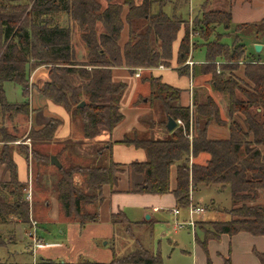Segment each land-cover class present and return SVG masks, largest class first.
Instances as JSON below:
<instances>
[{"label": "trees", "instance_id": "obj_1", "mask_svg": "<svg viewBox=\"0 0 264 264\" xmlns=\"http://www.w3.org/2000/svg\"><path fill=\"white\" fill-rule=\"evenodd\" d=\"M182 1L187 3L188 0ZM155 3V0H0V112L8 118L18 114L28 117L32 109L25 98L30 72L46 66L49 79L38 91L70 114L83 140H92L101 131L111 133L124 118L120 100L126 89V83L113 81L112 69L125 66L135 74L137 68L169 67L172 46L182 24L184 32L177 51V74L189 75L190 69L185 62L196 45L197 39L190 41L191 34H197L203 41L206 60L199 66H192L191 76H207L213 92L228 96L224 118L210 94L200 95L194 91L192 106H184L179 102L180 89L162 82L150 72L141 74L139 84L147 85L149 91L136 102L145 99V104L151 108L154 103L159 107L161 120L151 124L142 122L144 132L134 128L118 143L142 149L146 159L129 164L116 163L111 157L112 143L107 142L100 148L84 146V156L80 154L77 159L89 157L93 162L98 161L93 165L74 161L64 166L60 154L54 153L61 162V167L57 168L50 163L53 155L33 149L35 172L32 178L31 169L29 176L34 197L49 192L48 180L62 215L84 227L99 221L98 209L105 199L104 188L117 187L124 170L131 171L133 178H141L140 182L132 181V184L128 179V193H171L178 209L188 207L191 192L197 186L218 185L230 191L231 219L214 222L211 230L205 231L217 238L221 234L233 236L239 232L264 236V204L258 203V194L264 191V63L245 54L241 41L228 47L210 39L217 25H230L229 13L203 12L189 28L184 25L186 20L167 15L160 6L154 10ZM124 26H127L128 38L122 42ZM245 28L248 32H258L263 27L253 24ZM73 31L84 47L85 59L80 62L75 60ZM240 62L244 66L236 77L232 73L239 70ZM218 66L222 70L216 73ZM5 82L20 85L25 99L22 103L6 101ZM81 102L84 105L79 107ZM168 118L176 122L171 131L166 128ZM61 123L60 119L50 117L43 126L31 128L26 137L33 143L46 145L54 139ZM154 124L167 137L153 135L150 131ZM212 124L226 128L228 137H210L208 131ZM16 140L15 135L0 128V142L3 143L0 166L8 172V178L0 182V224L10 216L18 223L29 224L32 213L30 202L25 199L27 183L19 181L12 158L10 143ZM62 149L67 154H79L77 147L74 150L68 143ZM20 153L27 161L26 152L20 150ZM201 155H207L202 162L199 161ZM27 165L31 168L30 163ZM46 166H52L56 172L51 176L42 175L39 169ZM172 166H175L173 190L169 186ZM44 201V207L48 208L49 198L42 204ZM110 223L116 232L120 226L126 234L133 235L131 229L138 228L146 231L150 242L153 239L151 220L132 222L123 211H118L110 215ZM208 239L207 234L203 241L195 235V243L206 254ZM257 256L260 264H264V253ZM114 262L161 264V257L150 246L136 243L123 255L112 248L110 263L89 261L88 264Z\"/></svg>", "mask_w": 264, "mask_h": 264}, {"label": "rangeland", "instance_id": "obj_2", "mask_svg": "<svg viewBox=\"0 0 264 264\" xmlns=\"http://www.w3.org/2000/svg\"><path fill=\"white\" fill-rule=\"evenodd\" d=\"M211 1L212 0H189L186 13H189L190 17L188 20H186L184 25L189 28L192 27L194 25L195 19L199 18L200 14L202 13L205 3L208 4V7H211L209 6V2ZM184 14L185 13L182 14V17L184 16ZM194 39H197V46H194V49H197L198 47H200L203 41L199 40L198 36H196ZM229 41L224 40L221 42L227 44L229 43ZM72 44L73 47L75 45V60H77L78 62L84 60V47L79 41L78 34L75 31H73L72 33ZM262 58L264 59V50L262 53ZM204 59L205 54L203 50L197 49L194 51L193 61L196 63L193 64L194 66H199V63H203ZM241 66L244 65H239V68ZM218 67L219 70H222L221 66ZM158 68L160 67L158 66ZM151 69L153 68H137L135 70V74L138 73L139 76H136L135 74H132V76L134 75L139 78L141 74L147 73L151 71ZM198 69L199 68H197V70ZM240 70L242 71V69H239V71ZM169 72L172 71L170 70ZM169 72H167L165 76L170 75L171 73ZM232 74H234L236 77H239L237 76V70H234ZM189 76L190 73L188 77ZM193 79L194 83H192L193 85L191 84L192 93L190 91L191 101L194 91H197L200 95L210 94L220 106L221 116L225 118L228 96L213 92L211 89V84L207 82L208 79H206V81H203L202 77H200L198 74H196V77ZM30 81L31 80L29 77L27 97L25 99L28 100V102H32L33 100L34 106L33 96L35 95V93L37 94L39 92L38 89L40 88H36L34 85L32 86L30 84ZM3 91L6 101L8 102L19 103L24 99L22 88L16 83L5 82L3 84ZM236 96H239L238 92L236 93ZM145 105L147 108L146 110H148V112H146L149 113V110L151 109L154 121L160 122L161 118L158 111L159 107L154 103L152 104V108L149 104ZM34 107L36 108V110L31 111L32 115L30 117L29 112L28 118L20 115L14 119V122L19 125V130L15 135L17 137L16 142L10 143V148L13 149V153L17 151L19 155L21 154L22 156H24L22 153H20V150H23L29 156L27 158V163H30L31 168H29L28 165V178L26 183L27 190L29 189L31 191V200L29 201V207L32 213L29 219V224L18 223L17 219L12 216H10L6 222L0 224V264H88L89 261L98 263H110L112 262V248H114L116 253L119 252L120 255H123L131 251L136 243H140L143 246H150V249H152V251L158 252L161 257V264H206L207 257V264L209 262V259L213 264H222L225 263L224 260L230 258L231 252L229 253L228 257L226 256V258H224L225 254L223 253L228 252V250L233 252L234 258H236V260L239 262L241 258L244 259L242 263H246L248 261L252 262L255 260L253 250L249 255L248 251H246V242L242 239L236 240V238L229 240L227 237L217 238V236L212 237L211 233L206 232L207 230H211V226L214 222L228 221L231 219V215L229 213V211L232 209L230 191L228 188L223 189L218 185L197 186L191 192L190 204L203 206L204 208V212L202 214L194 215L193 217V221L195 224V233L189 227H184L181 229H174L173 227V224L175 222L180 223L187 219L189 215L188 208L190 204L185 209H178V215L173 214V208L164 206L163 211L153 213V216L156 217L155 219L157 220V222L153 223V239L151 240V242L149 240L150 238L148 237V234L146 233V231H143V229L139 230L138 228H132L131 230L133 231V235L132 233L126 234L124 230L120 228V226L118 227L116 232V228L112 224L109 225L107 222L103 221L90 223L89 225L87 224L88 226L85 225L84 227H81L77 222L70 221L62 215L57 201L54 202V205L52 207L49 206V208H45L44 205H46V203L44 201V204H42L43 200L49 198V201L51 203L52 200L55 199V194L53 192V188L52 191L50 190L51 184H48L47 180V182H45L47 184V187L48 185L50 187L48 190L49 192L44 196H40V194H37L36 197H34L33 186L31 184V178L29 176V174H31V169L32 178L35 172V168L33 166L34 160L31 153L33 149H39L41 152L51 155H53L54 153L60 154V161L64 166L74 161L77 164L82 163L83 165H93L94 163H98V161L93 162V160L89 157H84L85 160L77 159L80 157V154L84 156L86 150H84L85 147L83 143H78L84 141L80 134V128L74 123L71 128V132L73 133V135H70V137H68L69 139L66 140L50 141L46 145H38L39 143H33L29 138H27L26 136L29 130L32 128L28 127L30 118H32V116L35 117L36 112L42 110H38L37 106ZM68 115L70 116L69 113ZM1 116L0 128L4 127L7 132H12L13 123L8 122L7 115ZM53 117L60 119L58 116ZM141 122L142 120L140 121V123ZM138 131H140V129ZM147 134H150V132L148 131ZM67 143L74 150H76L77 147V151L79 152V154L74 153L72 155L70 152L68 154L67 152H63L64 149L62 148ZM1 147L2 145L0 144V148ZM73 158H75V160ZM103 158L104 157H102L101 159L103 160ZM199 161L201 162L202 159L199 158ZM61 162L59 163L61 164ZM52 166H46L45 168L41 167L39 171L42 175L51 176L56 172ZM124 172L125 173H123V177H120L119 180H123L127 177V181L129 179L130 184H132L134 178L131 171L128 172L124 170ZM2 178H6V173L2 174V171L0 170V181L3 180ZM77 179L78 182H80V179ZM259 198L260 193L258 194V199ZM120 200L122 203L121 205L124 206H121V208L124 210L130 220L134 221L146 218V214L144 216H141L142 211L138 210L139 208L130 206V200L134 199L122 197ZM259 200L258 202H260ZM150 209L151 207L146 208L147 212ZM99 210L100 209H98V212ZM101 217L103 218V216ZM29 233L34 234L37 241L42 244L41 248H37L36 253H34L35 242H33L32 239L28 236ZM206 234L209 238L207 241V254L199 247L197 243H195V235L199 240L203 241ZM113 264L120 263L114 262Z\"/></svg>", "mask_w": 264, "mask_h": 264}, {"label": "crops", "instance_id": "obj_3", "mask_svg": "<svg viewBox=\"0 0 264 264\" xmlns=\"http://www.w3.org/2000/svg\"><path fill=\"white\" fill-rule=\"evenodd\" d=\"M156 3L154 5V10H157L159 6L162 8V10L169 16H177L182 18L183 20H188L190 15L189 13H186L187 5L189 4V0L187 3L182 0H155ZM211 4V5H210ZM207 5V6H206ZM208 4L205 3V6L203 7L202 13L207 11H219V12H225L229 13L230 15V25L229 26H222L217 25L214 28V33L211 36V40H218L220 43L224 40H230L229 43H223L228 47H232L234 43L241 41V43L244 45V51L245 54L252 55L255 60H258L259 63H264V59L262 58V53L264 50V0H212ZM210 8V9H209ZM184 16L182 17V14ZM200 14V16L202 15ZM199 16V17H200ZM196 21V19H195ZM258 24L262 25V29L260 31H246L245 26L246 25H253ZM183 24L181 25V29L179 30L177 34V39L174 41L172 46V60L170 62L169 67L158 68L155 67L149 71L153 76L160 77L162 82L169 84L172 87L178 88L181 90V96L179 99V102L181 105L184 106H192L191 101V84L194 83L195 77L191 76V68L193 64L195 63L193 61L194 51L195 50H203L204 54L206 55L205 48L203 46V43H201L200 47L197 49H191L190 50V56L188 57L185 64L188 65V68L190 69V76H180L177 74V51L180 39L183 36ZM198 36L197 34H191L190 41L194 42L195 37ZM122 42L127 41V26H124V29L122 30ZM194 37V38H193ZM121 42V44H122ZM255 45H260L261 49L259 52H256L254 49ZM206 57L204 59L205 63ZM191 64H189V63ZM199 63V64H203ZM216 63H221L216 62ZM225 63V62H224ZM196 64V63H195ZM244 65V63L240 62L239 65ZM172 66V67H171ZM243 66H241L239 69H241ZM172 72H169V71ZM48 68L46 66H39L32 70L30 72V84L33 86L35 85L37 88H40L45 84L48 79ZM169 72L170 75L165 74ZM238 75L242 73V71L237 70ZM202 77L203 81H206L207 76H200ZM206 77V78H205ZM112 79L116 82H124L126 83V89L123 93V96L120 100V112L123 114L124 118L123 120L112 130L111 133H108L107 131H101L100 134L95 137L92 140H83L84 146L86 147H93V148H100L101 146H104L107 142L112 143L111 147V157L112 160L116 163L120 164H129L134 161L142 162L146 159L145 152L142 149L135 148L133 146H127L118 143L122 140L123 136L128 134L132 129L139 130L141 132H144V126L142 122H146L148 124H151L154 122V119L152 117L151 110H146L145 105V99L144 102H140L137 104L136 100L138 97L147 94L149 91V88L147 85L143 86L142 84H139L138 77L132 76V74L128 71V69L125 66L122 67H115L112 69ZM182 79V80H181ZM201 79V80H202ZM193 85V84H192ZM194 87V86H193ZM191 91V93H190ZM38 92V91H37ZM34 99V106H37V109L41 111L36 112V116L30 118L29 128H39L43 126L50 117L58 116L61 120L60 126L56 129L54 133V139L52 141H58V140H66L69 139L70 135H73L71 132V128L74 125L72 119L68 115V113L59 105L54 104L50 100L45 99L43 96L40 95L38 92L37 94L33 96ZM8 102V101H7ZM23 102V101H22ZM22 102H8L11 104H20ZM30 109L36 110V108L33 106V100L32 102H29ZM221 110V109H220ZM147 111V112H146ZM0 112V116H1ZM32 115L30 112L29 117ZM20 116L19 114L15 116L14 118H8V122L13 123L12 124V132H8L10 134L16 135L17 131L19 130V125L15 123L14 119ZM22 116V115H21ZM28 118V117H26ZM2 119V116H1ZM142 122L140 123V121ZM3 123V122H2ZM34 125V127H33ZM150 131L153 135L156 136H164L165 135L161 129L157 128L154 124V127ZM208 134L210 137L215 138H227L228 137V130L226 128H220L216 127L215 125H211L209 127ZM70 141V140H69ZM16 142V141H15ZM2 145L3 143L0 142ZM24 145V144H23ZM13 161L16 165L17 169V175L20 182L26 183L27 181V173H28V165L27 161L24 156L17 151H15L12 154ZM207 158V155H201L200 159L204 161ZM201 161V162H202ZM0 170L2 171V174L6 173V178L2 181H5L8 178V172L4 169L3 166H0ZM5 177V175H4ZM123 177V175L121 176ZM141 178L136 177L134 178V182H140ZM1 182V181H0ZM170 189L173 190L175 187V166L171 167L170 171V181H169ZM128 189V181L127 177L125 179L119 180L118 186L115 187L113 190H111L109 187L104 188V202L99 206V221L107 222L109 225L110 223V215L117 213L118 211L124 210L121 208L124 207L121 205V198L127 197L128 199L132 198L134 200L131 201L132 207L139 208L138 210H141V216H144L145 214L149 216V219H141V220H130L126 213L124 212L125 216L129 221L132 222H140V221H147L151 220L153 223L157 222L155 219L156 217L153 216V213H157L159 211H163L164 206H168L171 208H175V200L171 193H167L164 195H150V194H136V193H128L126 190ZM115 190V191H114ZM120 197V199H119ZM260 199V200H259ZM258 200L261 204H264V191L260 192V198ZM56 200L53 199L50 203V206L52 207L54 205V202ZM151 207L150 210H146V208ZM49 208V207H48ZM170 208V209H171ZM172 210V209H171ZM145 215V216H146ZM103 216V218L101 217ZM144 218V217H143ZM89 225V224H88ZM87 225V226H88ZM227 237L229 240L236 239L246 242L248 254L250 255L253 250V255L255 256V260L246 263H242L244 259L241 258L240 262L234 258L233 252L228 250V252H224L228 257L230 253V258H227V260H224L225 263L222 264H260V260L257 256V254L264 253V236H254L251 234H248L246 232H239L233 236H228L226 234H221L219 238ZM42 247V246H41ZM40 247V248H41ZM208 258V257H207ZM209 262L212 263V261L209 259ZM207 264V259H206Z\"/></svg>", "mask_w": 264, "mask_h": 264}, {"label": "built area", "instance_id": "obj_4", "mask_svg": "<svg viewBox=\"0 0 264 264\" xmlns=\"http://www.w3.org/2000/svg\"><path fill=\"white\" fill-rule=\"evenodd\" d=\"M188 63H189V62H188ZM189 64H191V63H189ZM216 64L218 65V63H216ZM159 67H160V68H163L162 65L159 66ZM219 72H220L219 67H217L216 73H219ZM135 75H136V76H139L138 73H136ZM177 123H178V124H181V121L178 120ZM30 192H31V191H30L29 189L26 191L27 194H26V196H25V197H26L25 199H26L28 202L31 200ZM188 209H189V215H188L187 219L184 220V221H182V222H180V223H176V222H175V223L173 224V227H174V229H181V228H184V227H189V228H191V230L195 233V231H194V226H195V224H194V221H193V217H194V215L202 214V213L204 212V208H203V206H198V205L190 204V206H189ZM172 212H173V214H175V215H178V214H179V210H178V208H173ZM33 223H34V222H33ZM33 228H35V227H33ZM28 236L32 239L33 242H35L34 253H36L37 248H38V247H41L42 244H41L40 242L37 241V239H36V237H35L34 234L29 233ZM36 242H37V243H36Z\"/></svg>", "mask_w": 264, "mask_h": 264}, {"label": "water", "instance_id": "obj_5", "mask_svg": "<svg viewBox=\"0 0 264 264\" xmlns=\"http://www.w3.org/2000/svg\"><path fill=\"white\" fill-rule=\"evenodd\" d=\"M254 49H255L256 52H259L260 49H261V46L260 45H255L254 46ZM83 105H84V102H81L79 104V107H82ZM175 126H176V122L173 119L168 118V120H167V126H166L167 130L171 131ZM50 163H51V165H53V166H55L57 168H60L61 167V164L59 163V161H58V159H57L56 156H52L50 158ZM146 219H149V216L148 215H146Z\"/></svg>", "mask_w": 264, "mask_h": 264}]
</instances>
